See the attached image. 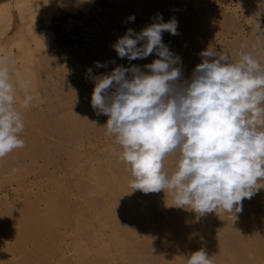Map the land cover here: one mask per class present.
<instances>
[{
  "label": "rangeland",
  "instance_id": "1",
  "mask_svg": "<svg viewBox=\"0 0 264 264\" xmlns=\"http://www.w3.org/2000/svg\"><path fill=\"white\" fill-rule=\"evenodd\" d=\"M124 1L129 6L125 5L127 3ZM137 1L94 0L88 7L90 10L88 15L83 10L79 11L80 13L74 14L60 11L58 13L59 15L57 14L50 19L51 24H49L47 30H44L46 29L45 27L38 29L37 34L39 35L44 34L42 32L48 34V31L51 35L48 34L47 42L37 51V56L43 58L41 59L42 61L45 59L44 62H46L50 77L48 76V79L44 75L47 72L45 73V65L42 63L43 66H40L37 72L36 90L33 92L34 95L32 94L35 97V92H38L40 97L37 95V98L35 97V100H33L28 108H23L18 105L20 103L22 105L23 101H20V103L16 101L15 106L21 112L25 123L24 130L20 134V138L23 139L25 146L15 149L5 157L0 158V216H3L9 208L16 206L19 218L25 217L27 214L29 215L34 210L35 214L37 212L41 213L49 200H55L58 206L64 205L60 208L66 210V212L63 216L61 215L62 218L57 220L58 224L55 223L56 225H53L54 222L52 223L54 229L56 227L55 230L52 227V235H47V237L43 235L47 239L41 237L43 247L38 246V248H36L37 244L33 243H30L31 245L29 243L20 244L21 242H17L18 238L15 235L13 236L17 241H14V237L12 235L10 236L3 228L6 225L0 224V237L5 239V242L4 240L2 242V238H0V261L2 264L5 261L6 263L4 264H17V261L19 264H24L27 255V257L37 259H41L43 256L46 258H44L46 262H49L46 264H155L156 260L163 259H165L163 260L165 263L168 260L167 262L171 264H187L186 259L193 252L203 248L208 254L206 249L209 240L206 239V236L209 238L207 215L201 216L188 208L176 207L172 196L173 194L167 189H165V192L163 190V192H150L147 194L149 198L141 190L132 191L130 183L133 176L130 171V166L121 159L124 149L117 142L116 134H109L107 131L106 123L109 117L105 114H98V110L94 109L91 105L95 77H99L102 74H109L117 66H123L125 68L138 66L141 71L148 73L149 69L144 66L152 63L154 59L159 58L153 53L146 58H138L130 61L126 57L120 58L113 47L117 40L125 35L129 28L139 33L142 29L149 26V24L159 22L157 19L158 15H162L163 22L169 21L162 10L165 0ZM166 1H168L169 5L175 6L179 10L176 19L178 21L179 34L171 35L168 32L162 33L163 43L175 56L181 57L178 48L179 45L177 44L180 41V36L185 35L184 31L191 32V35L188 33L184 36V40L186 38L190 43L192 32H196L199 25L200 27L203 25V40H205L204 42L207 41L208 31H206L204 23L208 20L209 15L211 18L220 15L222 23L228 27L227 30L230 32L228 35L229 38L227 39L229 42L234 41L233 43L241 44L245 39H251L253 37V26L247 18L251 14H255L253 8H250L253 0ZM132 2L135 4H132ZM259 4L263 8L264 0H260L258 6ZM134 6L136 9L138 8V11L133 9ZM260 6L257 9L261 12V17H263L264 8L261 9ZM142 8L146 11L141 12L140 10ZM249 11L252 12H250V15H248ZM133 15L135 17L134 21L127 19ZM123 17H127L126 20ZM126 23L127 25L129 24L127 27ZM263 29L264 25L261 24V31H264ZM219 30L221 31V27H219ZM228 41L224 42L223 46L227 45ZM218 42L220 40H217ZM189 50H186L187 52L185 51L183 55L184 66L186 68L182 75L185 78L181 77V82L190 81L192 77L190 72L191 60L189 59V53H192ZM51 59L53 60L52 63ZM97 62L104 65V67L98 68L96 66ZM260 62L261 64L263 63V61ZM53 63L54 66H52ZM180 63L181 60L175 66L180 68ZM89 68L92 69L91 73L87 71ZM128 75L130 76L131 74L129 73ZM17 153L18 155H16ZM179 157V151L165 157L163 171H166L165 173L169 176L177 170ZM121 164L123 166L119 168ZM122 167L126 168L122 171ZM116 168L119 170L117 169V171ZM126 169L128 171H125ZM65 189L67 194L64 192ZM61 193L62 195H60ZM134 195L136 200H133L135 199L132 197ZM137 198L140 203L137 202ZM155 199L156 201H154ZM123 202H125L124 205ZM67 203L70 205H67ZM146 203L147 205H145ZM153 205L154 207L152 208ZM70 207L73 209V213ZM149 207L152 209L151 211ZM37 208L39 211H37ZM141 209H144V211ZM127 211L128 213H126ZM1 212L3 215H1ZM150 213L153 217H151L152 215ZM128 214H130V217ZM131 218H133L132 221ZM62 221L63 223L61 224ZM161 221L166 225L161 224ZM155 222L157 223L155 224ZM170 222L171 226L168 224L167 228L169 232L165 227ZM171 228L173 230H170ZM137 230L138 232L136 233ZM54 231L60 232L62 235L60 236L56 232L55 235ZM49 237H52L56 243L53 244L52 238L49 240ZM181 237L183 239L185 238V240ZM9 238L12 239L10 240ZM191 240H195L196 243ZM158 244L159 246H157ZM200 244L202 245L201 247L199 246ZM20 245L22 246L20 247ZM152 245L155 247L154 251L152 250ZM182 246H186L185 248L188 251H183ZM54 248L55 250H53ZM169 248L170 251H168ZM189 248L191 249V253H189ZM52 252L56 254L52 255ZM153 252L160 253L158 255L161 256V259L157 254L156 257ZM172 252L177 254L174 255ZM49 254L51 256H48L49 258L47 259L46 255ZM138 255H142V257ZM55 259L57 261H63L55 262ZM211 259L212 264H224V257H211ZM141 260L145 262L143 263Z\"/></svg>",
  "mask_w": 264,
  "mask_h": 264
},
{
  "label": "clouds",
  "instance_id": "2",
  "mask_svg": "<svg viewBox=\"0 0 264 264\" xmlns=\"http://www.w3.org/2000/svg\"><path fill=\"white\" fill-rule=\"evenodd\" d=\"M157 19L139 33L129 28L113 45L130 61L155 53L159 58L144 66L149 72L117 66L95 77L91 105L109 117L107 131L124 149L121 159L130 166L132 191L170 190L176 207L201 216L217 209L239 213L244 199L264 189V66L243 45L237 62L209 47L190 81L181 82L182 71L175 66L180 57L162 40L163 32L179 34L178 21ZM31 85L13 56L0 53V158L25 146L16 92L23 93L21 106L28 108L35 99ZM176 151L178 168L169 176L163 161ZM187 264L212 260L201 249Z\"/></svg>",
  "mask_w": 264,
  "mask_h": 264
},
{
  "label": "bare ground",
  "instance_id": "3",
  "mask_svg": "<svg viewBox=\"0 0 264 264\" xmlns=\"http://www.w3.org/2000/svg\"><path fill=\"white\" fill-rule=\"evenodd\" d=\"M94 0H0V53H6L10 54L13 56L16 62V69L18 70L19 74L23 77L26 78H31L32 80V85L30 88V94H33L35 89V84L37 81V72L39 71V67L44 66L45 69V76L50 77L49 70L47 68L46 62L44 60L42 61L41 59L37 56V51L42 47L45 42H47L48 39V34L46 32L40 31L39 35L37 34L38 29L41 27H45L47 30L49 24H51L50 19L53 16H56L60 11H65L70 14L74 13H80L79 11H84L86 15L89 14L90 10L88 7L92 4ZM102 1V0H101ZM121 1V0H120ZM137 0H135L136 2ZM226 1V0H224ZM260 0H253L251 7L253 8V11H255V14H251L252 12L249 11L247 17L250 22L252 23L253 26V34L251 39H245L243 43H233L234 41L229 42L227 39L229 38L230 32L227 30V26L224 25L221 21L220 15H216L215 17L211 18L210 15L208 17V20L206 21L205 26H206V31H208V38L207 41L204 42V34H203V25L197 28L196 32H192V39L190 40V43L186 40H184V36L189 33L184 31L183 36H180V41L177 45L180 51V60H181V71L182 75L185 72V62L183 61V55L185 54L184 52L186 50H189L192 54L189 53V59L191 60L190 63V72L193 74L192 71H194L196 65L200 64L203 60V57L200 55L203 51H206L209 47L215 48L217 51H220L221 53H226L228 55L229 61L230 62H237L240 59L239 53L242 50L241 46L243 45V50L252 53L255 58H257L259 61H263L264 63V43H262V40H264V37L261 36V33H258V30L261 31V24L264 25V16H262L261 12L258 11L257 8H259L258 3ZM126 2V1H124ZM139 2V1H137ZM127 3V2H126ZM134 2H132L133 4ZM226 3V2H225ZM135 4V3H134ZM138 4V3H137ZM136 4V5H137ZM125 5H128L125 4ZM121 6V5H120ZM123 6V5H122ZM129 6V5H128ZM127 6V7H128ZM145 7V5H143ZM206 6V5H205ZM229 6V5H228ZM119 7V6H118ZM133 7V6H131ZM138 7V5H137ZM140 7V6H139ZM262 6H260L261 8ZM122 8V7H121ZM130 8V7H128ZM147 8V7H145ZM204 8V7H203ZM235 8V7H234ZM249 8V10H250ZM264 8V7H263ZM261 8V9H263ZM133 9H136L134 6ZM138 9V8H137ZM136 9V11H138ZM141 9V8H139ZM260 9V10H261ZM119 10V9H118ZM165 17L170 20V19H177L179 10L177 7L169 5L168 1H164L163 8H162ZM214 10V9H213ZM242 10V9H241ZM116 11V10H115ZM121 11V10H119ZM123 11V10H122ZM141 12L146 11L145 9L142 8L140 10ZM132 12V11H130ZM206 12V10H205ZM243 12V11H242ZM251 12V13H250ZM122 13V12H121ZM127 13V12H126ZM136 13V12H135ZM146 13V12H145ZM209 13V12H208ZM217 13V12H216ZM215 13V14H216ZM129 14V13H128ZM134 14V12H133ZM136 14H139L138 12ZM160 14V13H159ZM259 14V15H257ZM261 14V15H260ZM59 15V14H58ZM77 15V14H76ZM119 16L118 14H116ZM207 15V14H206ZM212 15V14H211ZM208 16V15H207ZM245 16V14H244ZM125 18V17H123ZM127 18V17H126ZM125 18V20H126ZM245 18V17H244ZM122 19V17H120ZM128 19V18H127ZM77 20V19H76ZM75 20V22H76ZM124 20V21H125ZM151 20V19H150ZM73 21V20H72ZM248 21V20H247ZM257 21V23H256ZM127 22V21H125ZM249 22V21H248ZM249 22V23H250ZM154 23V22H153ZM104 24V23H103ZM258 24V25H257ZM129 25V24H128ZM126 23V27L128 26ZM150 25V24H149ZM92 26V25H91ZM97 27V24H96ZM118 27V26H117ZM219 27H221V31L219 30ZM92 28V27H91ZM95 28V27H94ZM99 28V27H98ZM97 28V29H98ZM116 28V27H115ZM251 29V30H252ZM88 30V29H87ZM111 30V29H110ZM264 30V29H263ZM125 31V29H124ZM123 31V32H124ZM245 31V30H244ZM113 32V31H112ZM102 33V32H100ZM166 33V32H165ZM113 34H115L113 32ZM191 35V32L189 33ZM232 34V33H231ZM234 34V33H233ZM50 35V34H49ZM51 36V35H50ZM105 37V36H104ZM169 37V36H168ZM191 37V36H190ZM97 38V37H96ZM50 40V38H49ZM99 40V39H98ZM217 40H220V42L217 43ZM228 41L227 45L223 46V43ZM93 42V41H92ZM105 42V41H104ZM114 42V41H113ZM176 42V41H175ZM177 43V42H176ZM98 44V43H97ZM56 47V46H55ZM100 47V46H98ZM44 48V47H43ZM102 48V47H100ZM56 49V48H55ZM50 52V51H49ZM83 52V51H82ZM187 52V51H186ZM40 53V52H39ZM81 53V52H80ZM182 53V54H181ZM187 55V54H186ZM41 56V55H40ZM43 57V56H41ZM54 57V56H53ZM57 57V56H56ZM49 59V57H48ZM47 59V60H48ZM56 59V58H55ZM212 59V58H209ZM52 60V59H51ZM59 61V60H58ZM53 60L51 61V63ZM43 63V64H42ZM262 63V64H263ZM48 64H50L48 62ZM54 66V63L52 64ZM264 66V65H262ZM79 67V66H78ZM99 68V67H98ZM51 69V68H50ZM187 71V70H186ZM71 72V71H70ZM41 74V73H40ZM39 76V75H38ZM80 77V76H79ZM183 77V76H182ZM15 76L13 79L15 80ZM45 78V77H44ZM185 78V76L183 77ZM39 79V78H38ZM49 79V78H48ZM39 81V80H38ZM79 81V80H78ZM41 82V81H40ZM184 82V81H183ZM86 83V82H85ZM71 88V87H70ZM63 91V90H61ZM45 92V91H44ZM58 93V92H56ZM35 97L38 95V92H35ZM46 94V93H45ZM34 95V94H33ZM40 97V95H38ZM23 93L20 92L19 90L16 92V101L20 103V101H23ZM37 98V97H36ZM35 100V99H34ZM48 100V99H47ZM64 101V100H63ZM35 103V102H34ZM77 103V102H76ZM73 104V103H72ZM21 107V103L18 104ZM77 105V104H76ZM74 106V105H73ZM30 117V116H29ZM105 134V133H104ZM106 143V142H105ZM95 148V147H94ZM110 150V149H109ZM18 152V151H16ZM18 155V153L16 154ZM72 156V155H71ZM13 157V156H12ZM80 159V158H78ZM76 161V160H75ZM113 161V160H112ZM115 161V160H114ZM120 162V161H119ZM76 163V162H74ZM121 163V162H120ZM73 164V163H72ZM78 164V163H77ZM111 164V163H109ZM119 164V163H118ZM86 165V164H85ZM123 166V164L119 165V168ZM24 168V167H23ZM123 168V167H122ZM126 168V167H124ZM122 169V171L124 170ZM115 169V168H114ZM118 168H116L117 170ZM166 169V168H165ZM119 170V169H118ZM117 170V171H118ZM125 171H128L127 169ZM166 172V171H165ZM122 173V172H121ZM127 174V172H125ZM125 175V174H124ZM61 182V181H60ZM261 184L264 185V181H261ZM124 185V184H123ZM56 188V187H55ZM59 188V187H58ZM128 189V188H127ZM59 190V189H58ZM169 191V190H168ZM46 192V191H45ZM66 193V189L64 190ZM163 192V191H162ZM161 192V193H162ZM58 193V192H56ZM63 193V192H62ZM62 193L60 195H62ZM64 193V194H65ZM156 193V192H155ZM67 194V193H66ZM148 193H146L147 196ZM171 194V193H170ZM59 195V194H57ZM164 195V194H163ZM66 196V195H65ZM149 196V195H148ZM147 196V198H149ZM151 196V194H150ZM159 196V195H158ZM170 196V195H169ZM173 196V195H172ZM68 197V196H67ZM129 197V196H128ZM135 198V195L132 196ZM153 197V196H151ZM166 197V196H165ZM49 198V197H48ZM63 198V197H62ZM163 198V197H162ZM171 198V197H170ZM17 199V198H16ZM36 200V199H35ZM34 200V201H35ZM48 200V199H47ZM62 200V199H61ZM64 200V198H63ZM66 200V199H65ZM132 200V199H131ZM130 200V201H131ZM133 200H136L133 199ZM139 199L137 198V202ZM38 201V200H37ZM46 201V200H45ZM67 201V200H66ZM148 201V200H147ZM156 201V199L154 200ZM13 202V201H12ZM36 202V201H35ZM48 202V201H46ZM59 202V201H58ZM68 202V201H67ZM150 202V201H149ZM148 202V203H149ZM14 203V202H13ZM125 202H123L124 205ZM133 203V202H132ZM136 203V201H135ZM140 203V202H139ZM153 203V202H152ZM168 203V202H167ZM41 204V203H40ZM45 204V203H44ZM120 204V203H119ZM138 204V203H137ZM144 204V203H143ZM67 205H70L67 203ZM82 205V204H81ZM114 205V204H113ZM147 205V203L145 204ZM144 205V206H145ZM152 205V204H151ZM160 205V204H159ZM38 206V205H37ZM64 206V205H63ZM63 206H58V203H56L55 200H49L47 203L46 207L44 208L41 213L35 214V210L32 213L27 214V216H23L22 218H19L18 216V211L16 207L9 208L3 215L1 212L0 216V224L1 225H6L3 228L10 234V236L15 235L18 238L15 239L17 242H21L20 244H26V243H33L37 244L36 248L43 247L42 242H41V237L43 235H52V227L53 225L58 224L59 218H62V216L65 214L66 210H62ZM120 206V205H119ZM126 206V205H125ZM124 206V207H125ZM167 206V205H166ZM42 207V205H41ZM78 207V206H77ZM154 205L152 206V208ZM29 208V207H28ZM68 208V207H67ZM71 208V207H70ZM136 208V207H135ZM141 208V207H140ZM150 208V207H149ZM242 208L243 210L239 213H232L229 214L221 209H217L216 212L212 213H207V219L209 223V228H208V236H206V239H209L208 243L206 246L207 252L210 257H224V264H264V189H260L256 194L253 195L251 199H244L242 201ZM7 209V207H6ZM72 209V208H71ZM122 210V208H120ZM125 209V208H124ZM138 209V208H137ZM145 209V207H144ZM144 209H141L144 211ZM148 209V207H147ZM166 209V208H165ZM149 210V209H148ZM152 209L150 208V211ZM37 211L38 208H37ZM71 211V210H70ZM124 211V210H123ZM69 212V211H68ZM73 213V209L71 211ZM149 212V211H148ZM173 212V211H172ZM128 213V211L126 212ZM132 213V212H131ZM153 213V212H152ZM151 214V213H150ZM163 214V212H162ZM62 215V216H61ZM83 215V213H82ZM130 217V214H128ZM132 215V214H131ZM152 215V214H151ZM155 215L159 218V216L155 213ZM167 216V214L165 213ZM171 215V213H170ZM169 215V216H170ZM81 216V215H80ZM163 216V215H162ZM165 216V219H166ZM75 217V215H74ZM137 217V216H136ZM135 217V219H136ZM150 217V216H149ZM153 217V215L151 216ZM173 217V216H172ZM65 218V217H64ZM63 218V219H64ZM69 218H71L69 216ZM124 218V217H122ZM138 218V217H137ZM202 218V217H201ZM205 218V217H204ZM75 219V218H74ZM85 219V218H84ZM130 219V218H129ZM133 218H131L132 221ZM143 219V218H142ZM162 219V218H161ZM172 220V218H170ZM121 220V219H120ZM128 220V219H127ZM137 220V219H136ZM139 220V219H138ZM167 220V219H166ZM176 220V219H175ZM197 220V219H196ZM195 220V221H196ZM57 221V222H56ZM66 221V219H65ZM81 221V220H80ZM113 221V220H112ZM141 221V220H140ZM139 221V222H140ZM151 221V220H150ZM155 221V218H154ZM157 221H159L157 219ZM54 224L52 225V223ZM74 222V221H73ZM115 222V221H113ZM136 222V221H135ZM138 222V221H137ZM162 222V221H161ZM167 222V221H166ZM56 223V224H55ZM63 221L61 222V224ZM71 223V222H70ZM95 223V222H94ZM132 223V222H131ZM143 223V222H142ZM157 222H155L156 224ZM197 223V222H196ZM60 224V226H61ZM130 224V223H129ZM139 224V223H138ZM137 224V225H138ZM146 224V223H145ZM144 224V226H145ZM160 224V223H159ZM163 224V222L161 223ZM160 224V225H161ZM165 227V229L168 228ZM72 225V224H70ZM95 225V224H94ZM136 225V224H135ZM142 225V224H141ZM164 226L166 224H163ZM134 226V224H133ZM140 226V225H139ZM143 226V227H144ZM146 226H148L146 224ZM157 226V225H156ZM155 226V227H156ZM171 226V225H170ZM182 226V224H181ZM199 226V225H198ZM74 227V225H73ZM79 227V226H78ZM159 227V226H157ZM205 227V226H204ZM208 227V226H207ZM62 228V227H61ZM72 228V227H71ZM138 228V227H137ZM174 228V227H173ZM54 229V227H53ZM56 229V227H55ZM54 229V230H55ZM66 229V228H65ZM83 229V228H81ZM134 229V228H133ZM160 229V228H159ZM158 229V230H159ZM162 229V228H161ZM181 229V228H180ZM200 229V228H199ZM4 230V231H5ZM64 230V229H63ZM62 230V231H63ZM69 230V229H68ZM84 230V229H83ZM163 230V229H162ZM161 230V231H162ZM169 231V229H167ZM170 230H173L172 228ZM194 230V229H193ZM72 231V230H71ZM85 231V230H84ZM155 231V230H154ZM195 231V230H194ZM54 231V234L59 233L60 236L62 235L60 232ZM73 232V231H72ZM71 232V233H72ZM138 230L136 231V233ZM143 232V231H142ZM141 232V233H142ZM165 232V230H164ZM170 232V231H169ZM178 232V231H177ZM3 233V232H2ZM1 233V234H2ZM63 233V232H62ZM66 233V232H65ZM84 233V232H83ZM82 233V234H83ZM86 233V232H85ZM140 233V232H139ZM145 233V232H144ZM143 233V235H144ZM154 233V232H153ZM157 233V231H156ZM160 233V232H159ZM162 233V232H161ZM68 234V233H67ZM81 234V235H82ZM87 234V233H86ZM85 234V235H86ZM147 234V233H146ZM158 234V233H157ZM163 234V233H162ZM171 234V233H170ZM206 234V233H205ZM54 235V236H55ZM58 235V234H57ZM80 235V233H79ZM133 235V234H132ZM169 235V233H168ZM175 235V234H174ZM178 235V234H177ZM182 235V234H181ZM194 235V234H193ZM2 236V235H1ZM53 236V237H54ZM59 236V235H58ZM142 236V235H141ZM145 236V235H144ZM143 236V237H144ZM157 236V235H156ZM165 236V235H164ZM198 236V235H197ZM200 236V235H199ZM43 237V238H46ZM63 237V236H62ZM89 237V236H88ZM130 237V236H129ZM148 237V236H147ZM163 237V236H162ZM177 237V236H175ZM2 240L5 239L3 237ZM52 237H49V240ZM66 238V237H65ZM132 238V237H131ZM135 238V237H134ZM164 238V237H163ZM173 239V237H171ZM178 238V237H177ZM183 239V237H181ZM199 238V237H198ZM10 239V238H9ZM12 239V238H11ZM10 239V240H11ZM47 239V238H46ZM45 239V240H46ZM55 239V238H54ZM9 240V241H10ZM53 240V238H52ZM136 240V239H135ZM147 240V239H146ZM150 240V239H149ZM157 240V239H156ZM159 240V238H158ZM170 240V239H169ZM185 240V238L183 239ZM59 241V240H58ZM137 241V240H136ZM162 241V240H161ZM181 241V239H180ZM194 241L195 240H191ZM204 241V240H203ZM3 242V241H2ZM11 242V241H10ZM135 242V241H134ZM139 242V241H138ZM136 242V243H138ZM146 242V241H145ZM144 242V243H145ZM193 242V243H194ZM15 243V242H14ZM56 243L53 240V244ZM60 243V241H59ZM58 243V244H59ZM63 243V242H62ZM141 243V241H140ZM163 243V242H162ZM180 243V242H179ZM182 243V242H181ZM186 243V242H185ZM196 243V242H195ZM204 243V242H203ZM202 243V244H203ZM13 244V243H12ZM16 244V243H15ZM143 244V243H142ZM146 244V243H145ZM174 244V243H173ZM199 244V241H198ZM14 245V244H13ZM31 245V244H30ZM63 245V244H62ZM168 245V244H167ZM171 245V244H170ZM176 245V244H175ZM197 245V244H196ZM204 245V244H203ZM19 246V244H18ZM22 245H20L21 247ZM28 247V245H26ZM25 246V247H26ZM51 247V245H49ZM56 246V245H55ZM78 246V245H77ZM144 246V245H142ZM159 246V244L157 245ZM169 246V245H168ZM174 246V245H171ZM179 246V245H178ZM200 247L202 246L201 244L199 245ZM205 246V245H204ZM24 247V248H25ZM47 247V246H46ZM45 247V248H46ZM60 247V246H59ZM58 247V248H59ZM81 247V246H79ZM140 247V246H138ZM147 247V246H146ZM175 247V246H174ZM180 247V246H179ZM183 247V246H182ZM186 247V246H185ZM183 247L182 250H186V248ZM194 248V246H192ZM49 248V247H48ZM56 248V247H55ZM55 248L53 250H55ZM61 248V247H60ZM127 248V247H126ZM141 248V247H140ZM144 248V247H143ZM161 248V247H160ZM178 249V247H176ZM175 248V249H176ZM4 249V248H3ZM21 249V248H20ZM51 249V248H50ZM149 249V248H147ZM164 249V248H163ZM176 249V250H177ZM188 249V248H187ZM190 249V248H189ZM203 249V248H202ZM14 250V249H13ZM18 250V249H17ZM26 250V249H25ZM38 250V249H37ZM41 250V249H40ZM45 250V249H44ZM47 250V249H46ZM152 250H155V247L152 245ZM175 250V251H176ZM180 250V249H179ZM9 251V250H8ZM16 251V250H15ZM22 251V250H21ZM20 251V252H21ZM48 251V250H47ZM64 251V250H63ZM144 251V250H143ZM170 251V248L169 250ZM172 251V250H171ZM188 251V250H186ZM193 251V250H192ZM206 251V250H204ZM10 252V251H9ZM36 252V251H35ZM44 252V251H43ZM51 252V250H50ZM49 252V253H50ZM57 252V250H56ZM82 252V251H81ZM141 252V251H140ZM151 253V251H149ZM162 252V250H160ZM178 252V251H177ZM182 252V251H181ZM11 253V252H10ZM45 253V252H44ZM154 253V252H153ZM171 253V252H170ZM173 253V252H172ZM191 253V249L190 252ZM12 254V253H11ZM37 254V253H36ZM56 254L52 252V255ZM157 253H154L156 256ZM160 254V253H158ZM157 254L158 257L159 256ZM174 254V253H173ZM177 254V253H175ZM174 254V255H175ZM184 254V253H182ZM79 255V254H78ZM133 255V254H132ZM143 255V254H142ZM142 255H138L141 256ZM153 255V256H154ZM179 255V254H178ZM28 256V255H27ZM24 260V264H46L49 262H46V258L42 256V258H34V257H27ZM36 256V255H35ZM45 256V254H44ZM47 259L49 258V255H46ZM83 256V255H82ZM85 256V255H84ZM156 256V257H157ZM168 256V255H167ZM177 256V255H176ZM175 256V257H176ZM184 256V255H183ZM8 257V256H7ZM61 257V256H60ZM79 257V256H78ZM86 257V256H85ZM136 257V256H135ZM164 257V256H163ZM13 258V257H12ZM16 258V257H15ZM21 258V257H20ZM45 258V259H44ZM84 258V257H83ZM154 258V257H153ZM188 258V257H187ZM52 259V258H51ZM50 259V260H51ZM81 259V256H80ZM144 259V258H143ZM182 259V258H181ZM222 259V258H221ZM1 260V259H0ZM8 260V259H7ZM17 260V259H16ZM56 260V259H55ZM61 260V258H60ZM165 260V259H163ZM163 260H156L157 264H171L166 261V263ZM183 260V259H182ZM187 260V259H186ZM212 260V259H211ZM54 261V260H53ZM63 261V260H62ZM62 261H55V262H62ZM136 261V259H135ZM143 261V263L146 261ZM185 261V260H184ZM215 261V260H214ZM66 262V261H65ZM77 262V261H76ZM75 262V263H76ZM134 262V261H133ZM148 262V261H147ZM2 264V262L0 261ZM6 263L3 262V264ZM53 263V262H52ZM137 263V262H136ZM154 263V262H153ZM155 263V264H156ZM8 264V263H7ZM17 264L18 261H17ZM70 264V263H69ZM177 264V263H176Z\"/></svg>",
  "mask_w": 264,
  "mask_h": 264
}]
</instances>
